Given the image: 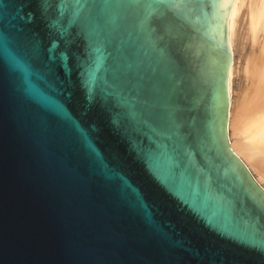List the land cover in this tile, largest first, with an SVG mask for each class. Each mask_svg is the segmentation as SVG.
<instances>
[{
  "label": "water",
  "instance_id": "1",
  "mask_svg": "<svg viewBox=\"0 0 264 264\" xmlns=\"http://www.w3.org/2000/svg\"><path fill=\"white\" fill-rule=\"evenodd\" d=\"M222 0H0V264H264V190L225 137Z\"/></svg>",
  "mask_w": 264,
  "mask_h": 264
},
{
  "label": "bare ground",
  "instance_id": "2",
  "mask_svg": "<svg viewBox=\"0 0 264 264\" xmlns=\"http://www.w3.org/2000/svg\"><path fill=\"white\" fill-rule=\"evenodd\" d=\"M227 9V40L233 54L237 23L244 15L246 38L255 43L249 51L243 72L248 81L236 101L231 97L232 63L228 70L227 109L229 147L257 173L264 184V0H222ZM251 42V44H252ZM251 45V47H253ZM246 166V167H247ZM261 184L264 189V185Z\"/></svg>",
  "mask_w": 264,
  "mask_h": 264
},
{
  "label": "rangeland",
  "instance_id": "3",
  "mask_svg": "<svg viewBox=\"0 0 264 264\" xmlns=\"http://www.w3.org/2000/svg\"><path fill=\"white\" fill-rule=\"evenodd\" d=\"M245 28H244V15L242 17H239L238 23H237V37L233 44V54L231 52L230 54V60H229V67L232 63V75H231V97L233 101H236L240 93L242 92V88H245V86L248 84V81L245 77V74L243 72L244 64L246 61L247 54L249 53L251 48L254 49L255 43H253L250 39L246 38ZM252 42V44H251ZM251 45L253 47H251ZM231 50V48H230ZM226 111H225V137L229 145L228 137L230 133V129L228 128V119H227V109L229 108V96L227 91V99H226ZM237 157V155H236ZM239 158V157H238ZM240 159V158H239ZM241 160V159H240ZM245 168L248 170L251 177L257 182V184L261 187L263 182H258L257 180V173L252 167H248L244 161L241 160ZM247 166V167H246ZM264 185V184H263ZM263 187H261L262 189ZM264 190V189H262Z\"/></svg>",
  "mask_w": 264,
  "mask_h": 264
}]
</instances>
